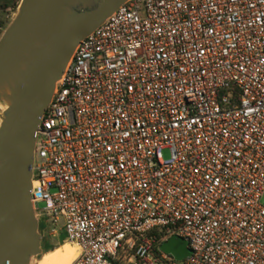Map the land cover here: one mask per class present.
I'll list each match as a JSON object with an SVG mask.
<instances>
[{
    "label": "built area",
    "instance_id": "1",
    "mask_svg": "<svg viewBox=\"0 0 264 264\" xmlns=\"http://www.w3.org/2000/svg\"><path fill=\"white\" fill-rule=\"evenodd\" d=\"M36 135L32 208L72 264H264V0H127Z\"/></svg>",
    "mask_w": 264,
    "mask_h": 264
},
{
    "label": "water",
    "instance_id": "2",
    "mask_svg": "<svg viewBox=\"0 0 264 264\" xmlns=\"http://www.w3.org/2000/svg\"><path fill=\"white\" fill-rule=\"evenodd\" d=\"M127 0H21L0 37V264L43 254L31 204L36 133L75 48ZM160 249L191 255L175 235Z\"/></svg>",
    "mask_w": 264,
    "mask_h": 264
},
{
    "label": "rangeland",
    "instance_id": "3",
    "mask_svg": "<svg viewBox=\"0 0 264 264\" xmlns=\"http://www.w3.org/2000/svg\"><path fill=\"white\" fill-rule=\"evenodd\" d=\"M20 2H21V0H7V5H4V6L0 5V37L3 34V32L5 31V29L7 28V26L9 25V23L15 17ZM1 9L3 10V13H1ZM162 155H163L164 159H169L170 156H171L170 151L168 149H163L162 150ZM42 233H43V235H45V230L44 229H43ZM44 238L47 241H49L50 245L54 249L56 247H60L61 245H63L60 241L56 242L55 240H53V238L49 237V235H46ZM65 243H68V242L66 241ZM70 244H72V243H70ZM72 245L77 248L76 245H74V244H72ZM42 249H43V246H42ZM40 257H41V255L37 256L35 259H33L31 264H37V262H38ZM113 264H115V263H113Z\"/></svg>",
    "mask_w": 264,
    "mask_h": 264
},
{
    "label": "bare ground",
    "instance_id": "4",
    "mask_svg": "<svg viewBox=\"0 0 264 264\" xmlns=\"http://www.w3.org/2000/svg\"><path fill=\"white\" fill-rule=\"evenodd\" d=\"M5 107V103L0 102V116ZM77 254L78 247L76 248L70 243H65L60 247H56L52 252H44L37 264H72Z\"/></svg>",
    "mask_w": 264,
    "mask_h": 264
},
{
    "label": "trees",
    "instance_id": "5",
    "mask_svg": "<svg viewBox=\"0 0 264 264\" xmlns=\"http://www.w3.org/2000/svg\"><path fill=\"white\" fill-rule=\"evenodd\" d=\"M39 228H40V231L43 230L44 226H43L42 222L39 223ZM60 242H61L62 244H64V243L66 242L65 237H62V238L60 239ZM42 246H43V249H42V250H43V253H44V252H47V251L52 252L53 249H54V248L50 245L49 241H47L45 238L42 240Z\"/></svg>",
    "mask_w": 264,
    "mask_h": 264
},
{
    "label": "crops",
    "instance_id": "6",
    "mask_svg": "<svg viewBox=\"0 0 264 264\" xmlns=\"http://www.w3.org/2000/svg\"><path fill=\"white\" fill-rule=\"evenodd\" d=\"M62 237H65V235H64L63 233H59L58 236H55V237H52V238H53V240H55V241L57 242V241H60V239H61ZM51 242H52V241H51Z\"/></svg>",
    "mask_w": 264,
    "mask_h": 264
},
{
    "label": "flooded vegetation",
    "instance_id": "7",
    "mask_svg": "<svg viewBox=\"0 0 264 264\" xmlns=\"http://www.w3.org/2000/svg\"><path fill=\"white\" fill-rule=\"evenodd\" d=\"M0 5L1 6H4V5H7V0H0ZM1 13H3V10L1 9Z\"/></svg>",
    "mask_w": 264,
    "mask_h": 264
}]
</instances>
